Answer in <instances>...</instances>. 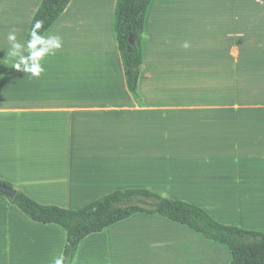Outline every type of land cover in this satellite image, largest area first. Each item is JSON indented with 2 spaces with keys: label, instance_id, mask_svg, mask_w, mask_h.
I'll return each instance as SVG.
<instances>
[{
  "label": "crops",
  "instance_id": "crops-1",
  "mask_svg": "<svg viewBox=\"0 0 264 264\" xmlns=\"http://www.w3.org/2000/svg\"><path fill=\"white\" fill-rule=\"evenodd\" d=\"M41 1L0 0V25L25 43ZM156 1L145 19L138 99L114 31L117 0H71L43 34L60 36L63 47L43 61L39 79L3 57L0 181L69 210L145 189L199 206L219 223L264 231V216H246L264 214V51L253 53L264 38L254 46L241 33L264 5L222 1L209 12L219 14L226 40L209 45L207 25L189 16L198 11ZM65 242L61 227L33 222L0 196V264H52ZM207 248L231 261L227 246L138 213L84 238L71 264H201Z\"/></svg>",
  "mask_w": 264,
  "mask_h": 264
},
{
  "label": "trees",
  "instance_id": "trees-1",
  "mask_svg": "<svg viewBox=\"0 0 264 264\" xmlns=\"http://www.w3.org/2000/svg\"><path fill=\"white\" fill-rule=\"evenodd\" d=\"M70 2L71 0H42L30 22L25 40L29 39L31 29L37 20L44 22L40 30L43 35ZM151 2L152 0H117L114 10V31L125 82L135 99H138L137 86L143 62L145 19ZM130 35L134 36L133 45L129 43ZM0 184L14 189L5 181H0ZM15 191L13 199H8L2 194L0 196L15 205L33 222L54 224L65 231L63 254L67 257V264H71L84 238L100 233L105 228L138 213L164 217L187 226L207 240L227 246L232 256L229 264H264V231L244 230L219 223L199 206L162 197L145 189L113 191L75 210L41 205L21 191Z\"/></svg>",
  "mask_w": 264,
  "mask_h": 264
},
{
  "label": "rangeland",
  "instance_id": "rangeland-1",
  "mask_svg": "<svg viewBox=\"0 0 264 264\" xmlns=\"http://www.w3.org/2000/svg\"><path fill=\"white\" fill-rule=\"evenodd\" d=\"M222 1H226V0H157L155 2V5L156 7H168V8H175V9H187L189 11H198L197 15H194V13H191L189 16L190 18H192L191 20L194 21V23L196 22L195 18H197L199 20L198 22H201L202 25H205V24L207 25L206 28L209 31L207 41L209 45H211L212 43L226 40V38L223 35L219 34L222 30V26H220L221 20H219L220 18L219 14H215L214 12H211V13L209 12L212 9H214L216 6L225 5V3H222ZM256 1H258L256 3H259V4L262 3V4L260 5L254 4L253 6L258 7V6L264 5V3L261 2L260 0H256ZM242 4L248 5L246 2ZM249 6H252V5L250 4ZM253 14L254 15L250 14V24L248 25V27H246L245 31H243L241 28V31H242L241 33L242 35H246V36L249 35L248 36L249 40L254 42V46H255V42H258L260 40L258 38H264V14H263V11L258 8L257 10L254 11ZM8 27L9 25H2V24L0 25V53L2 54L0 62L2 65H4L3 67H1V69H5L7 67V61L3 57L7 55V49L9 48V42L7 41L6 37H7L8 32L11 31V28H8ZM258 48L260 50L255 49V52H253L256 56L259 54H262L264 51L263 46H259ZM257 200H258L257 198H254V199L250 198L246 200V204L255 206ZM236 202L239 203L240 199H236ZM246 208L250 209V211H254V209L251 206L246 207ZM246 216H250L251 218L261 219L262 217H254V216H264V214L261 212L256 213V211H254L251 213L250 212L247 213ZM203 249L204 248H202V250ZM225 249H227L226 251H229L228 248H225ZM4 256L5 254H2L0 258H3ZM228 260H226V257L224 254L220 255L219 253L212 250L211 248H207L205 251V256L203 255L201 258V262H202L201 264H225Z\"/></svg>",
  "mask_w": 264,
  "mask_h": 264
},
{
  "label": "clouds",
  "instance_id": "clouds-1",
  "mask_svg": "<svg viewBox=\"0 0 264 264\" xmlns=\"http://www.w3.org/2000/svg\"><path fill=\"white\" fill-rule=\"evenodd\" d=\"M43 25L42 20H37L31 29L29 39L23 44L17 39L18 30L16 28H12L6 37L9 42L7 56L14 61L11 67L17 72L29 74L30 77L36 79H39L45 72L43 61L63 47L60 36L41 34L40 30ZM183 47L188 48V43L186 42ZM52 264H67V257L61 252L53 258Z\"/></svg>",
  "mask_w": 264,
  "mask_h": 264
},
{
  "label": "water",
  "instance_id": "water-1",
  "mask_svg": "<svg viewBox=\"0 0 264 264\" xmlns=\"http://www.w3.org/2000/svg\"><path fill=\"white\" fill-rule=\"evenodd\" d=\"M129 43H130V45L134 44V36L133 35L129 36ZM0 194L7 197L8 199H13L14 196L16 195V191L12 188H9L7 186L0 184Z\"/></svg>",
  "mask_w": 264,
  "mask_h": 264
}]
</instances>
